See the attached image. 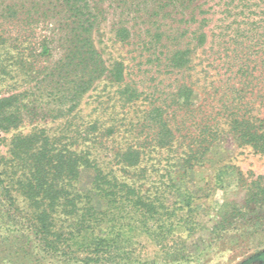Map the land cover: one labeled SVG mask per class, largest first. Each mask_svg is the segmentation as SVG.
Returning a JSON list of instances; mask_svg holds the SVG:
<instances>
[{"label": "rangeland", "instance_id": "rangeland-1", "mask_svg": "<svg viewBox=\"0 0 264 264\" xmlns=\"http://www.w3.org/2000/svg\"><path fill=\"white\" fill-rule=\"evenodd\" d=\"M85 1L104 70L98 68L89 89L76 96V71L68 65L77 45L75 13L61 0H0V34L25 66L17 63L0 79V97L20 94L22 104L18 125L0 130L4 169L12 136L44 129L125 180L129 171L117 153L133 141L126 130L139 140L142 128L148 131L140 124L149 102H169L180 84L191 87L190 101L203 112L223 102L229 107L245 85L251 103L264 96V0ZM177 50L190 51V62L180 70L170 64ZM179 163L178 171L172 169L176 188L158 189L167 207L162 218L171 226L159 235L136 233L131 247L107 264H264V193L254 187V181L264 187V155L225 135L200 164L184 169ZM90 176L83 172L81 180ZM16 199L14 215L0 204V264H74L43 250V240L24 219L22 196L16 193Z\"/></svg>", "mask_w": 264, "mask_h": 264}, {"label": "trees", "instance_id": "trees-1", "mask_svg": "<svg viewBox=\"0 0 264 264\" xmlns=\"http://www.w3.org/2000/svg\"><path fill=\"white\" fill-rule=\"evenodd\" d=\"M61 1L75 13L77 45L68 65L76 71L74 95L81 96L104 66L94 49L93 20L89 12H84L86 1ZM5 42L0 34L1 80L11 75L17 63L24 65L20 53L13 54L11 44ZM189 52L175 51L170 59L171 67L184 68ZM117 70L116 74L122 75ZM192 91L189 85L180 84L169 102L165 99L156 105L149 102L140 124L148 131L142 128L145 134L141 140L137 138L139 135L126 130L130 133L127 138L133 141L117 153L119 163L129 171L125 180L113 172H104L88 151L71 149L47 135L44 129L12 136L11 159L5 161L6 169L0 161V204L9 215H14L19 212L16 193L22 196L28 209L24 219L43 240V250L48 254L74 264L114 262L131 247L136 233L159 235L162 227L171 226L172 221L165 222L162 218L167 207L158 189L176 188L173 171H178L179 160L184 169L200 164L209 146L225 135L237 145L249 146L255 153L264 155V96L258 94L251 103V92L245 85L237 90V99L230 100L229 107L223 102L220 108L203 112L201 104L196 106L190 101ZM19 97L20 94L0 97V130L18 125L22 105ZM135 99L138 97L127 100ZM181 108L182 115L178 114ZM193 110L200 114H191ZM221 123L226 128L219 127ZM111 133L114 131L110 130ZM164 151L167 157L163 160ZM83 172L91 173L89 182L81 180ZM254 182V187L264 193V187ZM95 200L103 202L104 207L97 209ZM123 207L130 210L124 214ZM99 228L103 229L102 234L97 232Z\"/></svg>", "mask_w": 264, "mask_h": 264}]
</instances>
